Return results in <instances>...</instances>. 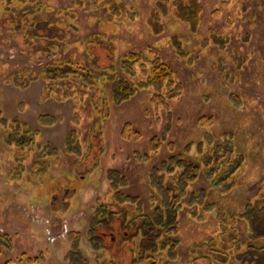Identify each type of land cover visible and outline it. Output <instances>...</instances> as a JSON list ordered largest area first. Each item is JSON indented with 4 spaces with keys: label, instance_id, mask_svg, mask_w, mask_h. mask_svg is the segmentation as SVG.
I'll return each instance as SVG.
<instances>
[{
    "label": "rangeland",
    "instance_id": "obj_1",
    "mask_svg": "<svg viewBox=\"0 0 264 264\" xmlns=\"http://www.w3.org/2000/svg\"><path fill=\"white\" fill-rule=\"evenodd\" d=\"M173 2L0 0V264L20 263L24 252L38 264H74L76 255L87 264L133 263L129 252L111 261L88 242L93 208L110 189L107 172L121 170L129 192L147 197L153 166L173 154L199 163L200 147L215 146L239 156L235 186L213 188L204 168L189 187L191 195L207 191L202 214L190 213L186 197L178 257L163 254L157 264H264V216L253 228L248 209L264 205V0H199L197 27L176 16ZM148 47L173 67L181 95L157 106L144 88L118 102L107 75H123L121 56ZM68 60L97 79L69 77L65 67L53 81L48 68ZM127 123L137 134L129 140ZM70 133H79L76 144ZM153 137L164 139L157 153ZM208 240L228 255L195 261Z\"/></svg>",
    "mask_w": 264,
    "mask_h": 264
},
{
    "label": "trees",
    "instance_id": "obj_2",
    "mask_svg": "<svg viewBox=\"0 0 264 264\" xmlns=\"http://www.w3.org/2000/svg\"><path fill=\"white\" fill-rule=\"evenodd\" d=\"M173 4L179 19L195 27L198 26L202 11L199 0H174ZM14 13L15 10L12 14ZM154 15L159 17V10L156 9ZM157 23L158 21L155 20L154 26ZM119 62L121 69L124 70L123 75L119 72L107 75L108 81L113 83L114 96L118 102L129 99L137 90L144 88L153 90L151 100L157 106L166 105L169 98L181 95L183 85L177 80L173 67L155 54L151 47L126 52ZM51 66L53 69L48 68V73L58 72L60 74L56 77L52 74L53 81L61 79L64 72L62 70L65 67H67L65 69L69 77L79 75L85 78L86 82L97 79L92 67L79 66L76 61L68 60L61 64L54 62ZM47 79L50 78L47 77ZM55 85L60 89L65 88L59 83ZM65 85L66 87L73 86V82ZM78 134L70 133L67 142H72L69 141L70 137V140H74L72 144H76L79 141H75ZM122 136L126 140L137 136L136 132L132 131L130 123L124 126ZM163 141L161 137H153L149 142V150L154 153L159 152ZM220 148L221 146H215L212 149L208 147L203 151L200 147L202 159L199 163L189 161L180 154H173L164 162L153 166L148 174V184L151 190L147 197L130 193L127 189L129 182L127 176L119 169H110L107 172L110 189L102 198L97 199V204L89 219L88 242L90 246L97 251L108 252L109 257H112L111 261L118 259L119 262H123L126 252H129L133 257L131 260L133 263H130L128 259V264L145 262L146 264H157L163 254L175 260L179 254V212L184 200L187 197L186 202L190 213L197 217L202 214L201 205H204L207 197V191L191 195L189 193L190 184L199 178L201 171L205 168L207 175L212 179L213 188L216 187L226 193L235 186V176L240 167L239 156L237 154L233 156V149L223 154ZM208 154L212 158L211 162L205 159ZM146 161L149 159L146 158ZM177 168L180 172L175 176L173 171ZM249 207L254 214L251 218V226L254 228L255 220L264 216V205L259 207L248 205V209ZM248 216L249 211H247ZM236 218L237 216L234 215L233 219ZM78 242L80 244L81 241L78 239ZM214 244L213 240L203 241L200 247H205L206 253L197 256L195 261L202 262L212 254L222 256L226 252L225 248H214ZM226 253L228 255V252ZM74 260V264H87L88 262V259L82 255H76ZM11 261L8 259L1 264H10ZM39 261L38 256H32L26 252L18 257V262L25 264H38Z\"/></svg>",
    "mask_w": 264,
    "mask_h": 264
},
{
    "label": "crops",
    "instance_id": "obj_3",
    "mask_svg": "<svg viewBox=\"0 0 264 264\" xmlns=\"http://www.w3.org/2000/svg\"><path fill=\"white\" fill-rule=\"evenodd\" d=\"M10 264H20V263H12V262H11Z\"/></svg>",
    "mask_w": 264,
    "mask_h": 264
}]
</instances>
